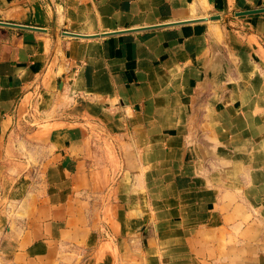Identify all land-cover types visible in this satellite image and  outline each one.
Instances as JSON below:
<instances>
[{"label":"crops","instance_id":"0c3cea01","mask_svg":"<svg viewBox=\"0 0 264 264\" xmlns=\"http://www.w3.org/2000/svg\"><path fill=\"white\" fill-rule=\"evenodd\" d=\"M261 8L0 0L2 264H212L259 225Z\"/></svg>","mask_w":264,"mask_h":264},{"label":"rangeland","instance_id":"374dc122","mask_svg":"<svg viewBox=\"0 0 264 264\" xmlns=\"http://www.w3.org/2000/svg\"><path fill=\"white\" fill-rule=\"evenodd\" d=\"M258 195V199L252 202H258L260 207L253 211L257 218L255 223L259 225H247L242 233L235 231L234 236H228L227 240L221 241L219 256L211 255L212 264H264V191ZM253 215L245 216V221Z\"/></svg>","mask_w":264,"mask_h":264},{"label":"water","instance_id":"95a60500","mask_svg":"<svg viewBox=\"0 0 264 264\" xmlns=\"http://www.w3.org/2000/svg\"><path fill=\"white\" fill-rule=\"evenodd\" d=\"M263 11H264V8H261V9H256V10L243 11L241 14H250V13L263 12ZM216 17H218V16H216ZM0 24L13 25V24L2 23V22H0ZM15 26H17V25H15ZM18 26H20V25H18Z\"/></svg>","mask_w":264,"mask_h":264}]
</instances>
